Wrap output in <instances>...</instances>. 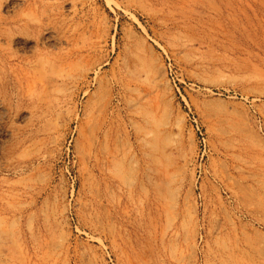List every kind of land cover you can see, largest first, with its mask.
Masks as SVG:
<instances>
[{"label": "rangeland", "instance_id": "1", "mask_svg": "<svg viewBox=\"0 0 264 264\" xmlns=\"http://www.w3.org/2000/svg\"><path fill=\"white\" fill-rule=\"evenodd\" d=\"M264 264V0H0V264Z\"/></svg>", "mask_w": 264, "mask_h": 264}, {"label": "bare ground", "instance_id": "2", "mask_svg": "<svg viewBox=\"0 0 264 264\" xmlns=\"http://www.w3.org/2000/svg\"><path fill=\"white\" fill-rule=\"evenodd\" d=\"M226 263L227 264H235V262L233 261L232 257H230V256H227Z\"/></svg>", "mask_w": 264, "mask_h": 264}]
</instances>
